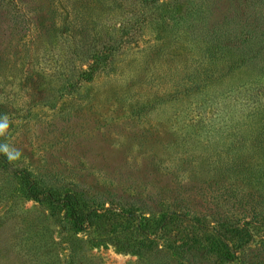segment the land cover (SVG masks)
Instances as JSON below:
<instances>
[{"label": "rangeland", "instance_id": "rangeland-1", "mask_svg": "<svg viewBox=\"0 0 264 264\" xmlns=\"http://www.w3.org/2000/svg\"><path fill=\"white\" fill-rule=\"evenodd\" d=\"M3 116L0 264H264V0H0Z\"/></svg>", "mask_w": 264, "mask_h": 264}, {"label": "trees", "instance_id": "trees-1", "mask_svg": "<svg viewBox=\"0 0 264 264\" xmlns=\"http://www.w3.org/2000/svg\"><path fill=\"white\" fill-rule=\"evenodd\" d=\"M144 0H140V2H142ZM146 1H149L152 3H155V2H160L162 0H146ZM145 6V5H143ZM140 11L141 8H140ZM141 15L142 12H140ZM108 59H109V52L107 51L106 54H102L101 57H97L96 59H94V63H92V65H89L88 68L86 70H82L81 72V75L79 80L77 81L78 82H93L96 78V76L98 75V73L102 70H104V65L107 64L108 62ZM112 60V59H111ZM76 83H73V85L75 86ZM32 186V190L30 192L31 194V197L37 201H41L42 200V197L40 196L41 194L40 193H36L35 191V186L31 185ZM74 204L70 201V207H72V210L74 211Z\"/></svg>", "mask_w": 264, "mask_h": 264}, {"label": "clouds", "instance_id": "clouds-1", "mask_svg": "<svg viewBox=\"0 0 264 264\" xmlns=\"http://www.w3.org/2000/svg\"><path fill=\"white\" fill-rule=\"evenodd\" d=\"M9 119L7 116L0 117V136H4L9 128ZM0 152H3L5 155L8 156L10 160L17 159L20 153L10 148L7 143L0 144Z\"/></svg>", "mask_w": 264, "mask_h": 264}]
</instances>
